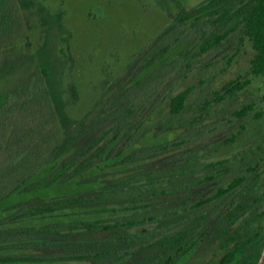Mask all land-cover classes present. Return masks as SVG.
I'll return each mask as SVG.
<instances>
[{
	"label": "rangeland",
	"instance_id": "obj_1",
	"mask_svg": "<svg viewBox=\"0 0 264 264\" xmlns=\"http://www.w3.org/2000/svg\"><path fill=\"white\" fill-rule=\"evenodd\" d=\"M16 1L19 3L20 26L5 43L4 59L13 61L21 58L48 41L65 112L74 120L85 118L87 124L95 122L99 115L105 116L128 63L141 55L154 36L174 19L169 13V6L173 4L171 0H30V7L23 6L21 2L24 0ZM177 1L182 8L189 9L203 0ZM211 30L205 20L197 24L186 23L173 30L166 41L174 50L165 56L169 65L151 70L138 86L130 87V92L121 97L120 106L134 100L138 103L142 99V103L147 101L149 107L145 113L134 116L131 127L124 130L102 159L96 162L100 170L81 183L60 182L43 192L51 197L71 194L76 189H93L101 184L105 190L100 193L98 203L104 202L109 211L117 210L120 202L126 203L139 196L144 198L143 201L160 207L162 200L151 201L166 194L194 190L196 165L229 156L235 161L231 165L234 173L242 171L243 164L237 159L239 150L246 151L254 139L253 131L264 127V106L259 91L263 87L259 83L264 79L250 72L253 49L249 39L242 34V23L218 46L198 52L200 38ZM237 79H247L249 84L241 90L223 93V89ZM72 86L76 97L72 94ZM186 88L190 91L183 109L172 113L171 97ZM249 104L252 107L246 114L237 117L236 113ZM130 107L133 108V104ZM41 108L48 121L47 128L26 146L22 155H31L32 159L28 166L0 186V194L12 187L16 180L33 178L42 174L44 168L46 170L47 164H42L44 151L58 139L59 130L53 127L57 119L51 105L42 103ZM121 113L122 109L111 111L110 115L118 120ZM111 116L103 119L109 120ZM208 143H215V148L206 150ZM120 149L124 151L123 156L118 153ZM194 151H197V157H201L199 163L198 158L194 159ZM198 168L201 170L202 166ZM140 185H144L141 188L145 192L138 193L136 188ZM177 205L175 202L167 203L164 210L148 209L145 212L121 210L107 216L90 213V221L102 219L105 221L103 224L115 221L121 224L116 229L97 232L84 230L85 219L88 218L81 208L72 212L68 210L65 214L80 220L82 229L78 230L77 238L88 237L96 240V247L104 244L108 248V241L113 236L127 234L132 237L133 228L140 230L146 227L150 215H153L152 221L165 213L172 214V220H175ZM10 207H1L0 214ZM191 214L192 210L185 207L182 219ZM36 220L38 217H27L13 225ZM142 220L144 222L140 224ZM130 221L137 222L135 227H126ZM22 247L27 252L33 249L27 245ZM10 248L13 247L3 252H11ZM41 251L36 249L34 253ZM83 261L70 263L82 264Z\"/></svg>",
	"mask_w": 264,
	"mask_h": 264
},
{
	"label": "trees",
	"instance_id": "obj_2",
	"mask_svg": "<svg viewBox=\"0 0 264 264\" xmlns=\"http://www.w3.org/2000/svg\"><path fill=\"white\" fill-rule=\"evenodd\" d=\"M171 2L173 4L169 6V13L173 14L172 22L154 36L141 55L128 63L119 78L112 103L109 104L105 116L99 115L95 122L87 124L85 118L74 120L65 112V105L56 84L53 55L48 41L45 40L36 51L29 52L21 58L13 61L4 59L5 43L13 37L20 26L19 3L16 0H0V186L9 182L16 173L28 166L29 160L32 159L31 155L25 156L22 152L40 131L47 128L48 121L40 111L42 103L51 105L57 119L53 127L59 130L58 139H55L44 151L46 154L42 164L43 166L47 164L46 170L44 168L39 176L22 178L19 180L24 181L20 182L16 180L12 187L0 194V209L3 206H11L0 214L2 226L0 250L23 245L31 248L43 246L56 249L57 246L65 247V244H69L73 249L68 255L52 249L44 256L32 253L3 254L2 251L0 264H20L25 261L28 262L27 264L33 262L57 264V262L82 259L90 260V263L85 264H106V259L112 255L109 247L106 248L104 244L96 247L94 240L86 238L70 236L66 240L62 239L60 232L64 225L62 223L57 222L54 227L47 224L29 225L35 221H26L20 225L13 223L27 217H38V221H46L53 215V211L74 209L80 205H105L104 202L98 203L101 195L95 190L76 195H57L51 200L43 198L41 194L44 195L43 190L60 182L81 183L87 176L100 170L101 167L97 168L96 162L102 159L123 131L131 127L132 120L137 115L145 113L149 107L147 101L142 103V99L138 103L134 100L120 106L121 97L130 92V87L138 86L140 80L151 70L169 65L165 62V56L174 50L166 41L173 30L186 23L197 24L201 20L207 21L212 30L203 35L197 45L198 52H206L221 44L242 23V33L251 41L255 51L250 62L252 74L264 77V0H203L189 9L182 8L177 0ZM21 3L25 7H30L31 4L30 0ZM38 9L43 10L42 7ZM241 85L242 82L237 81L229 83L223 89V93L240 90ZM71 90L76 97L75 87L72 86ZM189 91V88H186L171 97L172 113H179L183 109ZM132 104L133 108L130 107ZM251 107L252 104H249L240 112L245 113ZM121 109L123 113L118 120L113 119L110 115L111 111L116 112ZM107 115L111 116V119L104 120ZM123 152L120 149L118 153L123 156ZM42 164L40 168L43 167ZM137 187L139 191H144L142 185ZM110 192L113 193L114 190ZM84 224L92 226L93 230L115 228L117 225L99 227L97 222ZM129 224L135 222L130 221ZM75 226L73 224L66 227L71 230L76 228ZM113 237L123 238L127 237V234ZM19 242L22 246L17 245Z\"/></svg>",
	"mask_w": 264,
	"mask_h": 264
},
{
	"label": "flooded vegetation",
	"instance_id": "obj_3",
	"mask_svg": "<svg viewBox=\"0 0 264 264\" xmlns=\"http://www.w3.org/2000/svg\"><path fill=\"white\" fill-rule=\"evenodd\" d=\"M254 52L253 50L252 57ZM250 72L252 74L251 68ZM261 78L264 79V77ZM236 81L242 82L241 89L249 84L247 79H237L233 82ZM259 85L263 86L259 88V91L264 106V80ZM245 114L246 112L241 113L239 111L236 116L242 117ZM253 135L254 139L249 144V148H246V151L239 150L237 156V159L243 164L242 171L238 170V173H234L231 165L235 164V161L229 156L210 159L211 161L204 162L202 165H196L194 190L189 193L182 191V193L166 194L151 201L162 200L160 207L143 201L142 196L134 197L126 203L120 202L117 210L112 209V211H109L110 208L107 205L100 204L76 207L84 211L85 217L88 218L85 219L86 224L87 222H97L99 227L117 224L115 228L106 229L112 230L121 224L116 221L112 224H103L105 221L102 219L90 221V215H115L121 210H136L137 212H145L148 209L164 210L167 203H178L175 220H172L174 217L172 214L165 213L160 215L158 220L152 221L153 215H150L148 217L149 224L140 230L133 228L132 237H112L108 241L112 255L106 259V264H256L264 247V127L253 131ZM207 145L206 150L216 146L215 143H208ZM195 158H198L199 163L201 157H197V151H194ZM199 166H202L201 170L198 168ZM101 188L103 186L99 184L93 189H76L73 193L64 194V196L81 194L91 190L97 192L99 190L102 193ZM136 190L138 193L145 192L139 191L138 188ZM41 195L47 200L57 196L49 197L46 193ZM187 201L190 202L189 205ZM185 207L192 210L193 214L182 219V212ZM68 210L73 211L71 208L53 211V215L48 220L42 222L37 220L29 225L42 226L47 224L54 227L55 223L59 222L64 224L60 231L62 239L66 240L70 236L76 237L78 230L82 229L79 226L81 222L75 216L66 215L65 212ZM143 222L139 221L140 224ZM73 224L76 225V228L69 230L70 228L66 227ZM135 224L128 223L126 227H135ZM84 230L97 232L104 229L93 230L92 226H86ZM60 232L57 231L58 234ZM86 239L91 238L87 237ZM64 246L63 248L57 246L56 249L39 246L30 249V252L24 251V247H15L10 248L12 251L9 253L17 255L32 253L37 256H44L53 249L57 252H63L65 255L70 254V245L65 244ZM5 249L7 248H3L2 251ZM36 249L37 251L42 249L41 253H34ZM3 254L8 253L4 252ZM71 261L57 262V264H72ZM27 263L25 261V263L20 264ZM85 263H90V260L82 262V264ZM31 264L38 263L33 262Z\"/></svg>",
	"mask_w": 264,
	"mask_h": 264
},
{
	"label": "water",
	"instance_id": "obj_4",
	"mask_svg": "<svg viewBox=\"0 0 264 264\" xmlns=\"http://www.w3.org/2000/svg\"><path fill=\"white\" fill-rule=\"evenodd\" d=\"M256 264H264V247L262 249V252H261Z\"/></svg>",
	"mask_w": 264,
	"mask_h": 264
}]
</instances>
